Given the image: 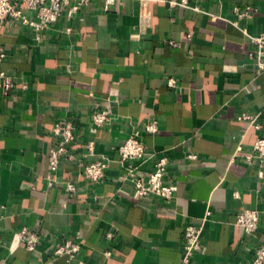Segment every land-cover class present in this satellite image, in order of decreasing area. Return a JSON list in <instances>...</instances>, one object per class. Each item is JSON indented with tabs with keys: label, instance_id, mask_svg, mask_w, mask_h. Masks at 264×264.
<instances>
[{
	"label": "crops",
	"instance_id": "obj_1",
	"mask_svg": "<svg viewBox=\"0 0 264 264\" xmlns=\"http://www.w3.org/2000/svg\"><path fill=\"white\" fill-rule=\"evenodd\" d=\"M145 2L89 0L41 38L18 20L0 23V69L15 81L0 88V264H69L54 253L68 239L81 243L86 264H183L184 227L202 221L203 248L187 264H249L264 241V163L246 158L264 136V69L252 38L264 31V0ZM144 8L151 24L134 37ZM102 109L112 118L96 125ZM58 120L75 123L74 158L52 170ZM152 120L156 131L146 129ZM136 130L145 155L123 163L119 145ZM102 156L105 176L87 178L84 166ZM162 156L174 196L135 198L132 174L146 177ZM246 207L260 211L254 233L237 222ZM23 226L39 242L12 251Z\"/></svg>",
	"mask_w": 264,
	"mask_h": 264
},
{
	"label": "built area",
	"instance_id": "obj_2",
	"mask_svg": "<svg viewBox=\"0 0 264 264\" xmlns=\"http://www.w3.org/2000/svg\"><path fill=\"white\" fill-rule=\"evenodd\" d=\"M89 0H0V23L7 18L18 20L23 24L29 25L38 33V38H41L43 31L49 29L62 14H67L68 17H73L80 7ZM112 1V0H107ZM147 0H142V4L146 5ZM174 3L183 5H190V0H171ZM199 8L198 6H193ZM239 15L244 16L249 13L250 6L247 9L240 10ZM151 24V18L147 10L144 8L140 14L139 30L133 34L134 37H139L141 33L146 31ZM252 38L257 42L258 48L255 54L257 64L264 69V31L259 35H254ZM178 45L179 42L170 41ZM7 50L0 45V63L7 57ZM170 84L175 83V78L169 79ZM15 86L14 77L5 69H0V88H4L8 92ZM21 87L27 88L28 83H21ZM92 121L96 125H103L111 120L112 112L110 109L97 110L92 113ZM239 119L255 118L250 113L243 112L238 116ZM256 127H260V123H255ZM75 123L71 120L56 121L53 125L54 134L59 138V143L51 147L49 153V163L52 170L57 169L60 158L67 155L68 158L73 159L74 155L69 151V144L76 139ZM148 131H156L158 129L157 121L152 120L146 123ZM90 148L94 149L95 142L92 140L89 143ZM119 152L121 154V161L123 163L129 162L133 158H143L146 151V144L141 137L139 130L134 131L119 145ZM253 153H247L246 158L251 159L253 155L257 156L262 163H264V136H259L253 145ZM235 156V155H234ZM191 158H196V153L190 154ZM233 159L235 157H232ZM110 158L102 156L100 159L92 160L84 166V175L93 180L99 181L105 176L106 168L108 167ZM130 163V162H129ZM127 163V167L131 173L134 168ZM169 158L162 156L155 164L154 169L146 176H134L133 195L139 199L148 195H157L163 198H171L175 193V186L166 181V170ZM263 174V170H260ZM68 190H74L73 182H68L66 185ZM235 195L239 196V191H235ZM210 211L207 212L209 214ZM206 218H204L205 220ZM260 211L256 207H246L238 214L237 222L241 225L247 233H254L259 225ZM205 221L200 224L189 223L184 227V256L182 263L190 262L191 257L200 252L204 245V230ZM113 233H108L112 236ZM39 242V234L36 230L30 229L28 226H23L14 232L10 249L15 250L21 243H24L29 249L34 250ZM81 249V243L72 239H68L63 243L57 244L54 253L58 255H66L69 264H86L83 260L77 259V254ZM107 255L110 250L105 251ZM249 264H264V241L256 247L254 255Z\"/></svg>",
	"mask_w": 264,
	"mask_h": 264
}]
</instances>
